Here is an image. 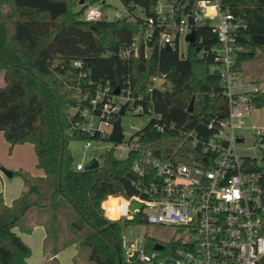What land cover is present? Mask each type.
Returning a JSON list of instances; mask_svg holds the SVG:
<instances>
[{
    "label": "trees",
    "instance_id": "1",
    "mask_svg": "<svg viewBox=\"0 0 264 264\" xmlns=\"http://www.w3.org/2000/svg\"><path fill=\"white\" fill-rule=\"evenodd\" d=\"M101 1L83 0L75 10L65 0V16L61 20L35 15L13 19L11 11L4 13L0 8V71L4 81L0 85V131L10 149L16 144L32 143L36 167L44 173L40 186L34 183L38 177L21 168L13 171L22 178L23 189L11 205L4 203L0 193V264H28L32 248L14 227L27 209L43 205L42 201L32 200L33 196H43L44 203L52 205L63 196L78 217L71 219V228H90L83 237H72L55 245L53 257L77 243L89 248V257L95 264H117L121 259L122 231L130 222L109 220L102 214L100 202L107 194L130 196L137 191L131 159L117 158L112 150H107L100 154L101 164L97 168L75 169V159L68 147L71 137L65 133L72 104V90L65 81L78 72L73 60H81L90 79H109L112 85L133 92L143 91L150 75L157 71L167 76L171 88L155 89L153 98L162 121L175 127L164 132L151 125L145 127L141 141L144 149L153 154L184 155L188 141L179 128L203 130V123L211 116L227 113L219 75L211 69L214 60L210 48L216 45L217 35L210 25L202 24L195 29L196 44H188L185 58L176 49L161 47L148 59H124L118 56V51L132 42L139 22H128L125 18L83 20L85 5ZM121 1L140 19L135 10L139 7L143 15H153L157 0ZM178 1L190 7L195 0ZM220 7L242 24L234 32L233 70L238 75L244 72L247 63L264 58V0H220ZM246 94L255 107L264 106V92L256 88ZM132 223L146 222L141 217ZM148 241L152 248L157 240L149 236Z\"/></svg>",
    "mask_w": 264,
    "mask_h": 264
},
{
    "label": "built area",
    "instance_id": "2",
    "mask_svg": "<svg viewBox=\"0 0 264 264\" xmlns=\"http://www.w3.org/2000/svg\"><path fill=\"white\" fill-rule=\"evenodd\" d=\"M112 1L87 3L81 16L85 21H138L139 30L132 42L118 51L124 59H148L157 49L167 46L185 58L189 44L186 35L202 25L204 18L216 19L210 25L217 35L216 45L210 48L214 60L211 69L219 75L228 109L225 116H211L203 123V130L179 128L188 141L184 155H156L144 149L141 139L148 125L163 132L175 127L162 121L153 98L155 89L171 88L167 76L157 71L150 75L143 91L133 92L112 85L109 79H90L81 60H73L78 72L65 81L72 90L65 133L79 140L84 152H92L84 160H75V169L84 170V163L93 157L100 165V154L112 150L117 158L131 159L137 187L130 196L107 194L100 202L102 214L109 220L131 223L142 217L146 223L173 226L183 234L168 243L157 240L152 248L148 237L139 246L123 235L120 262L264 264V126H251L253 141L245 146L246 137L240 130L246 127V118L255 105L246 94L249 90L236 83L237 73L233 70L234 32L241 22L221 9L220 0H195L190 7L178 0H157L154 14H142L140 19L121 0V7L114 8L109 16L107 8ZM115 88L119 89L117 93ZM128 113L142 120V125L130 124L127 129L122 118ZM117 118L121 139L115 141L109 137ZM134 202L140 207L130 208ZM156 243L161 244L160 249L154 248Z\"/></svg>",
    "mask_w": 264,
    "mask_h": 264
},
{
    "label": "rangeland",
    "instance_id": "3",
    "mask_svg": "<svg viewBox=\"0 0 264 264\" xmlns=\"http://www.w3.org/2000/svg\"><path fill=\"white\" fill-rule=\"evenodd\" d=\"M64 1L65 0H0V8L4 13L10 12L12 18H18L19 16L25 15H35L43 18H53L61 20L65 16L64 12ZM68 4H73V8L76 10L79 8L80 0H66ZM121 5L118 0H113L112 5L107 8L109 16H112L114 8H120ZM138 16H142L140 8L135 10ZM217 20L205 19L202 24L213 25ZM184 44L181 39L180 49H183ZM4 83L3 79H0V85ZM236 83L240 84L244 90H254L258 89L264 92V58L249 62L245 66L243 73L238 74L236 77ZM122 124L128 129L130 124H136V126L142 125V120L128 113L123 116ZM245 126L240 132L245 134L246 140L245 146L250 145L253 141L251 126H264V106L253 107L251 109V114L246 118ZM4 133L0 131V172L2 168L13 171L19 170L20 168L27 173L35 174L39 171L36 167V156L32 143L24 142L14 145L11 149L8 142L3 136ZM123 145L124 142L118 143ZM68 147L72 152L74 159L77 161L86 159L92 152L87 153L81 147V142L76 139H70L68 142ZM121 157H124L125 153H122ZM119 156V154H116ZM15 169V170H14ZM34 176V175H32ZM10 182L8 184L9 189L16 187L17 181H22V178L18 173L11 175L8 179ZM34 183L37 185H42L43 182L40 178L34 179ZM0 182V188H1ZM45 196H48L47 191L44 192ZM2 197L3 194L1 193ZM32 200H39L43 203L45 198L43 196H33ZM140 207L136 202L130 205V208ZM41 207L38 205L32 206V209L23 215L14 227L15 231L19 233H24L22 236L27 242L30 243L32 249V254L28 259L29 264H40L41 263V252L40 243L35 239V237L29 236L28 230L32 228V219L34 214L33 210H37V217L42 221L43 227H45L46 232H48V239L44 242L43 253H52L55 245H60L66 243L72 237H83L90 232V228H71V219L78 218L77 215L72 211L70 204L63 196H59L54 205L48 204L46 207L42 208V211H38ZM40 212V213H38ZM122 235L126 240L132 241L137 245L141 246L144 243V239L147 237H153L158 241L164 243L171 242L172 240L181 237L183 234L173 226L167 225H156L151 223H128L122 231ZM56 237V241H55ZM89 248L87 246L70 244L65 247L61 256V264H95V262L89 257ZM73 257V259H71ZM46 264H56L48 262Z\"/></svg>",
    "mask_w": 264,
    "mask_h": 264
},
{
    "label": "crops",
    "instance_id": "4",
    "mask_svg": "<svg viewBox=\"0 0 264 264\" xmlns=\"http://www.w3.org/2000/svg\"><path fill=\"white\" fill-rule=\"evenodd\" d=\"M0 79L2 80L3 79V76H2V72L0 71ZM36 164V163H35ZM15 170V169H14ZM12 175H13V169H12ZM31 175H34V177H38L40 178L41 180L43 179V176H44V173L41 169H39L38 172H36L35 174H31ZM10 176H7L5 175L3 172H0V182H1V188H0V193L3 194V201L5 204L7 205H11L13 200H15V198H17L22 189H23V182L21 181H17L16 183V187H14L13 189H9L8 188V184H10V182L6 179H8ZM45 182V181H44ZM46 203H43V205H38L40 206L41 208L38 210V211H42L41 209L46 207ZM32 209V206L27 209V211L25 212V214L30 211ZM34 214H32L33 216V219H32V228H29L28 230V235L31 236V237H35V239L40 243V248H42V252H41V263L40 264H46L48 262H52V263H56V264H61V261H60V256L64 250V248L60 251H58L54 257L52 256L51 253H46L44 254L43 253V249H44V242H45V236H46V229L45 227H43V224H42V221H40V219L37 217L38 215L36 214L37 213V210H33ZM40 213V212H38ZM24 214V215H25ZM15 231V229H14ZM19 236L31 247L30 243L27 242L22 236L24 235V233H19L18 231H16ZM75 244V243H73ZM33 249V248H32ZM32 249H31V254H32ZM53 258H55L54 260H52ZM29 259V258H28ZM73 259V257L71 258ZM29 264V262H28Z\"/></svg>",
    "mask_w": 264,
    "mask_h": 264
},
{
    "label": "water",
    "instance_id": "5",
    "mask_svg": "<svg viewBox=\"0 0 264 264\" xmlns=\"http://www.w3.org/2000/svg\"><path fill=\"white\" fill-rule=\"evenodd\" d=\"M83 2V0H80V3H82ZM190 22L192 23L193 22V20H192V18H190ZM186 40H187V42H189V43H194V44H196V33H195V31L194 30H192L191 32H189L187 35H186ZM167 49H170V46H167L166 47ZM200 49V47L198 46L197 47V50H199ZM116 90H114L116 93L118 92V88H115ZM193 107V99H191V101H190V104H189V107H188V111H192V108ZM124 109H125V104L122 106V108H121V110H120V112H119V114L120 115H122L123 113H124ZM111 140H115V141H118V140H120L121 139V125H120V118H117L116 120H115V122H114V125H113V130H112V132H111V134H110V137H109ZM63 140H64V136H63V134H62V146H61V155H62V152H63V148H64V144H63ZM99 166V162H98V159H97V157H93L91 160H89V161H87L86 163H84V170L86 169V170H93V169H95V168H97ZM2 171H3V173L5 174V175H7V176H11L12 175V171L11 170H8V169H5V167L4 168H2ZM58 186H59V188H60V181H58ZM154 248L155 249H160L161 248V244H159V243H156L155 245H154ZM117 264H121V262H120V259L118 260V262H117Z\"/></svg>",
    "mask_w": 264,
    "mask_h": 264
}]
</instances>
